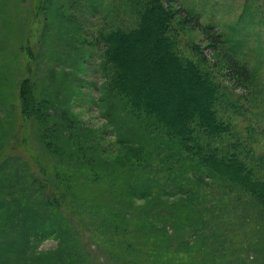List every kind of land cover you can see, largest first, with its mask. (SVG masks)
Instances as JSON below:
<instances>
[{
    "label": "rangeland",
    "instance_id": "obj_1",
    "mask_svg": "<svg viewBox=\"0 0 264 264\" xmlns=\"http://www.w3.org/2000/svg\"><path fill=\"white\" fill-rule=\"evenodd\" d=\"M33 1L0 0V260L264 264L257 200L159 130H142L105 87L98 30L133 25L135 0H44L36 27ZM163 2L175 13L174 50L218 86L222 144L264 179V0ZM228 56L247 77H231ZM24 76L33 94L26 120Z\"/></svg>",
    "mask_w": 264,
    "mask_h": 264
},
{
    "label": "trees",
    "instance_id": "obj_2",
    "mask_svg": "<svg viewBox=\"0 0 264 264\" xmlns=\"http://www.w3.org/2000/svg\"><path fill=\"white\" fill-rule=\"evenodd\" d=\"M134 2L137 18L133 25L112 27L108 24L98 30L95 39L102 45L99 67L106 89L123 100L127 109L123 108V115L133 114L136 123L143 126L142 130H159L169 137L175 151L190 154L211 174L242 186L264 210V179L257 178L236 151L226 150V145L222 144L227 130L215 111L218 86L193 59L174 50L177 42L171 33L174 11L165 6L163 0ZM43 3L44 0L33 1L29 18L35 27L38 15L43 13ZM184 20L203 30L188 12ZM35 31V28L30 30L28 42L32 41ZM210 37L211 42L220 41L218 35ZM26 54L28 60H32L28 49ZM224 63L231 70V77L236 80L247 77L246 67L236 59L228 56ZM18 95L26 120L33 94L31 82L25 76L19 82ZM212 141L216 142L215 148L211 146ZM35 159L38 161L37 156ZM53 176L50 174L48 178L51 187L60 190L61 183L55 182ZM0 264L4 261L0 260Z\"/></svg>",
    "mask_w": 264,
    "mask_h": 264
}]
</instances>
